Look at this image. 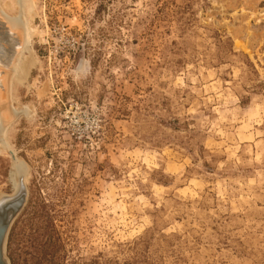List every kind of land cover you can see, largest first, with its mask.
Instances as JSON below:
<instances>
[{
	"label": "rangeland",
	"instance_id": "1",
	"mask_svg": "<svg viewBox=\"0 0 264 264\" xmlns=\"http://www.w3.org/2000/svg\"><path fill=\"white\" fill-rule=\"evenodd\" d=\"M31 7L10 264H264V0Z\"/></svg>",
	"mask_w": 264,
	"mask_h": 264
},
{
	"label": "bare ground",
	"instance_id": "2",
	"mask_svg": "<svg viewBox=\"0 0 264 264\" xmlns=\"http://www.w3.org/2000/svg\"><path fill=\"white\" fill-rule=\"evenodd\" d=\"M33 10L31 0H0V144L2 145L0 148L2 150H8V143L7 145L4 144L5 140L2 141L1 134L7 129L5 134L6 140L8 139L12 130L11 126L7 128V123L15 117L13 115L14 112L12 114L11 110L8 109L7 102H9L10 90L16 84L25 80L35 64L32 58H26L30 39L35 32V28L31 22L32 15L35 16V11ZM25 32H27L26 46ZM11 99V103L13 102L15 105V99L12 94ZM19 116L20 114L14 121ZM8 153L12 154L10 155L12 159L14 154L10 150H8ZM12 162L11 184L15 188L18 184L17 173L19 169L20 171L22 170V163L21 159L17 157Z\"/></svg>",
	"mask_w": 264,
	"mask_h": 264
},
{
	"label": "water",
	"instance_id": "3",
	"mask_svg": "<svg viewBox=\"0 0 264 264\" xmlns=\"http://www.w3.org/2000/svg\"><path fill=\"white\" fill-rule=\"evenodd\" d=\"M12 155V154H10ZM15 161L16 157H12ZM22 170L17 173V186H13V190L9 194L0 192V264H10L6 257V243L9 230L12 223L23 209L27 200V188L25 180L28 173V167L23 160Z\"/></svg>",
	"mask_w": 264,
	"mask_h": 264
}]
</instances>
